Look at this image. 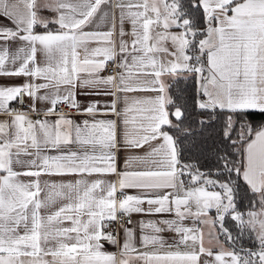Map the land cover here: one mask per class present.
<instances>
[{"label": "snow or ice", "instance_id": "obj_1", "mask_svg": "<svg viewBox=\"0 0 264 264\" xmlns=\"http://www.w3.org/2000/svg\"><path fill=\"white\" fill-rule=\"evenodd\" d=\"M0 117V264H264V0H0Z\"/></svg>", "mask_w": 264, "mask_h": 264}, {"label": "trees", "instance_id": "obj_2", "mask_svg": "<svg viewBox=\"0 0 264 264\" xmlns=\"http://www.w3.org/2000/svg\"><path fill=\"white\" fill-rule=\"evenodd\" d=\"M192 91V85H191V81H177L176 84L173 85L172 88V94L174 96L176 95H183L185 97L189 96L191 94Z\"/></svg>", "mask_w": 264, "mask_h": 264}, {"label": "crops", "instance_id": "obj_3", "mask_svg": "<svg viewBox=\"0 0 264 264\" xmlns=\"http://www.w3.org/2000/svg\"><path fill=\"white\" fill-rule=\"evenodd\" d=\"M105 74H107V73H105ZM138 95H144L143 93H139ZM0 118H3V117H0ZM140 154H142V153H140ZM108 179H111V180H115L116 179V177L115 176H109V177H107ZM105 247H106V249L108 250V251H116V249L114 248V247H112V246H110V245H105Z\"/></svg>", "mask_w": 264, "mask_h": 264}, {"label": "built area", "instance_id": "obj_4", "mask_svg": "<svg viewBox=\"0 0 264 264\" xmlns=\"http://www.w3.org/2000/svg\"><path fill=\"white\" fill-rule=\"evenodd\" d=\"M112 70H115L114 68ZM65 111H67V109L65 108Z\"/></svg>", "mask_w": 264, "mask_h": 264}]
</instances>
